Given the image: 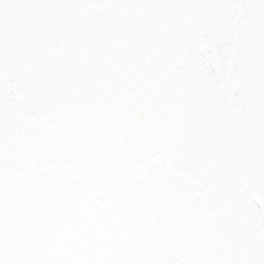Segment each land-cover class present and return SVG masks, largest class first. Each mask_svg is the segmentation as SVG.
<instances>
[{"label": "snow or ice", "instance_id": "1", "mask_svg": "<svg viewBox=\"0 0 264 264\" xmlns=\"http://www.w3.org/2000/svg\"><path fill=\"white\" fill-rule=\"evenodd\" d=\"M0 264H264V0H0Z\"/></svg>", "mask_w": 264, "mask_h": 264}]
</instances>
